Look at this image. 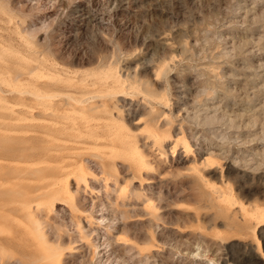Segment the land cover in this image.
<instances>
[{
    "label": "rangeland",
    "instance_id": "1",
    "mask_svg": "<svg viewBox=\"0 0 264 264\" xmlns=\"http://www.w3.org/2000/svg\"><path fill=\"white\" fill-rule=\"evenodd\" d=\"M0 86V264H264V0H0Z\"/></svg>",
    "mask_w": 264,
    "mask_h": 264
},
{
    "label": "bare ground",
    "instance_id": "2",
    "mask_svg": "<svg viewBox=\"0 0 264 264\" xmlns=\"http://www.w3.org/2000/svg\"><path fill=\"white\" fill-rule=\"evenodd\" d=\"M24 43V42H23ZM29 45V44H28ZM157 71V70H156ZM159 72L157 71L156 75H158ZM67 75V74H66ZM71 77V76H70ZM125 77V76H124ZM124 77L122 78L121 76H119V73L118 75L115 73V72H111V71H105V72H101L97 78H96V82L92 84V86H99V88H102L103 86H106V85H114L116 86V88L114 89L113 92H106L105 94H102V95H92V96H84V97H80V98H75L73 97L72 95H69V94H64V95H61L62 98H64L70 107L72 109V112L74 114V117L75 119L81 124V123H84L85 122V118H84V109H85V103L90 100V99H95V98H99V97H118V98H123V97H126V95L128 93H138L141 94L142 96H144L143 98H146V100H149V101H154L156 100V98L152 97L150 95V93H147L145 91H143V86L141 85H138L137 88H133L131 87V85L133 83H137L136 81L134 82H130L128 79H124ZM156 77V76H155ZM39 79V78H37ZM45 79V78H44ZM48 80V79H47ZM50 82V81H49ZM84 82V81H83ZM47 83V82H46ZM143 88V89H142ZM10 90L12 93H17L18 95H21V94H26V95H29L30 98L33 100V103L37 106H39L40 110L42 111L44 109V107H50V105L52 104L51 102V99L53 97H55L54 95L50 94L49 92L47 91H35V92H29L26 87H22V86H19L18 84L16 85H10ZM135 95V94H134ZM166 95V94H165ZM5 95L3 94L2 92V89H1V86H0V106H5L6 105V102L5 100L2 98L4 97ZM19 98V97H18ZM21 100V99H20ZM22 101V100H21ZM158 101V100H156ZM168 101V100H167ZM158 103V102H157ZM159 104V103H158ZM89 106V105H88ZM7 107H9V109H13V106L11 105H7ZM16 107V106H15ZM23 109V108H22ZM70 109V110H71ZM185 111V110H184ZM186 112V111H185ZM188 115V114H187ZM186 115V116H187ZM83 125V124H82ZM86 125V124H85ZM106 127V126H105ZM148 128V127H147ZM150 129V128H149ZM109 130V129H108ZM146 130V129H145ZM82 132V131H81ZM117 133V131H116ZM115 133V134H116ZM111 134V133H109ZM117 135V134H116ZM147 135V133H146ZM113 136V135H112ZM150 136V135H149ZM109 138V137H108ZM151 138H156V135L154 133L151 134ZM111 140V139H110ZM116 140V138H115ZM73 141V140H72ZM119 141V139H118ZM121 141V140H120ZM153 141V140H152ZM155 141V140H154ZM3 143V141H1ZM109 142V141H108ZM114 142V141H113ZM124 142V141H123ZM122 142V143H123ZM156 142V141H155ZM84 143V142H83ZM179 143H181L180 145V148L182 149H187L188 146H187V143L186 141H180ZM112 145V142L111 143H108V146H111ZM120 145V144H119ZM122 145V144H121ZM107 146V145H106ZM124 146V145H123ZM113 147V146H112ZM112 147H109V148H112ZM119 148V147H118ZM101 149V148H100ZM114 150V149H113ZM137 150V153H140L141 157H140V160L138 161V163L136 164V166L138 167L139 169V173L143 170H152V164L150 163V161L147 159V156H143L142 153H141V150L140 149H135ZM109 151V150H108ZM111 151V150H110ZM92 152V151H91ZM117 152V151H116ZM120 153V152H119ZM0 156H8V157H12V159L14 158H23L22 154H21V151L20 150H17V149H14V148H9V149H0ZM134 156V155H133ZM209 157V156H207ZM204 158L203 162H202V166L205 168L204 165L206 166H210V164L212 163H215L212 159L210 158ZM52 159L54 160L55 158L52 157ZM137 159V158H136ZM138 160V159H137ZM43 164L42 161L40 159H37L35 160L34 163H32V165H41ZM19 164H16L14 165V167H12L14 169V171H18V172H24L25 174H29L31 172H34V173H37V172H42L44 171L40 181H44L46 179H49L51 174H53V169L51 168H48L47 169H42V168H34L32 165V168L31 170L28 169V168H18ZM135 165V164H134ZM213 165V164H212ZM211 165V166H212ZM20 166V165H19ZM50 166V165H49ZM136 166H134L136 168ZM194 166V165H193ZM22 167V166H21ZM26 167V166H24ZM30 167V166H29ZM10 168V167H9ZM197 168V167H196ZM196 168H193V171L195 172H199L201 170H196ZM8 169V168H7ZM207 171V170H206ZM17 172V174H18ZM79 172V171H78ZM82 172V171H81ZM147 172V171H146ZM8 173H10L9 171H3L0 175L2 177H5ZM144 174V173H143ZM203 174V173H202ZM31 175V174H29ZM81 176L83 177V174H79V173H75V172H72L70 174H67L65 175V177H61V184H63V186L66 185V187L69 185V181L71 179H74L76 177H80ZM8 177V176H7ZM200 177V176H199ZM22 178V177H20ZM204 179V178H203ZM60 182V181H59ZM53 185H56V184H53ZM58 185V184H57ZM61 186V185H60ZM52 187V183L49 181V183H44L43 186L41 187V189L43 190V194L41 195L43 199H46V200H49L51 199L52 197H56L58 194H59V191H55L54 192V189L50 190V188ZM55 187V186H54ZM59 188V187H58ZM211 188H212V191L214 193H216L217 197L220 198V199H223V200H229L230 198L228 196L225 195V193H222L220 192V188L216 187L215 185H211ZM38 189V188H36ZM35 189V190H36ZM121 191L124 189V187H121L120 188ZM12 190V188H11ZM125 191V190H124ZM73 193V192H72ZM70 194V191L66 189V192L65 194L67 195V197H72L73 194ZM228 193V192H227ZM9 194V193H8ZM229 194V193H228ZM75 195V194H74ZM215 195V194H214ZM215 195V196H216ZM39 196V195H38ZM51 202V201H49ZM53 203V202H51ZM49 205V204H48ZM155 207V206H154ZM243 208V207H242ZM255 208V207H254ZM253 208V209H254ZM157 209V208H156ZM253 211V210H252ZM261 213V212H260ZM259 213V214H260ZM253 214V213H252ZM258 214V213H257ZM264 214V213H263ZM33 222V221H32ZM32 224H35V223H32ZM39 225V224H38ZM80 227V226H79ZM40 229V228H39ZM40 232V231H38ZM40 234V233H39ZM41 237V236H40ZM121 238V237H120ZM118 236H117V239L119 240V243L120 242H123L124 239H120ZM37 240V239H36ZM41 241V240H39ZM125 246V245H124ZM256 254H260V251H261V244H260V241L257 240L256 242ZM53 252V251H52ZM262 254V253H261ZM54 255V253H53ZM260 256V255H259ZM49 257V256H48ZM53 262H55L53 260Z\"/></svg>",
    "mask_w": 264,
    "mask_h": 264
}]
</instances>
